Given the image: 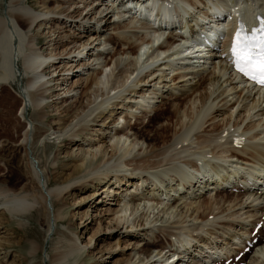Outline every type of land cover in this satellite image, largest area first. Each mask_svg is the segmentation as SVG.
<instances>
[{
    "label": "bare ground",
    "instance_id": "1",
    "mask_svg": "<svg viewBox=\"0 0 264 264\" xmlns=\"http://www.w3.org/2000/svg\"><path fill=\"white\" fill-rule=\"evenodd\" d=\"M149 1L154 2L155 8L152 10L151 9L149 10V8L147 7L148 4L144 3L143 0L130 1L128 6L130 5L131 8L139 12L149 11L151 13H154L157 3L160 1L162 2L163 0H149ZM239 1L240 0H171L169 3H174V5L173 4L172 5L174 7L173 9H175V11L177 12L176 15L177 17H179V15L181 14V13L178 14L176 8L180 3V5H183L184 8L185 6L189 7L190 10L185 9L186 13H188V15H190V17L192 18L193 22H195V24L200 27L196 32L192 34V38H189L187 42L185 39L183 40V37L180 36V34H178L177 31L174 30L170 33L169 38L163 41V43H161L158 46L153 44V41L155 39L161 38L162 35L161 36L158 35L159 37H157L156 36L157 33H155L154 31L150 33L143 32L142 28L144 24L140 23L142 27H139L137 25L139 20L135 16L131 15L130 12L131 10L130 9L125 10L123 8L124 6L121 5V2H117V0H94V2L91 3L90 5H83V7L76 6L74 10H68V9L66 10L62 6H58V7H62V9H60V14L65 13V18H67L66 21H70L69 23L70 26L72 24L75 25V23H77L78 26H84L86 23H93L95 26L94 31L96 32V34L97 33L98 35L100 34L98 39L97 38L94 40L91 39L92 42L90 43L87 42L88 40L86 42H81L80 47H84V49L78 51V54L79 53L84 54L87 44L92 45L94 41L96 40L100 41L95 45L98 46L95 54L91 52V49L88 50L90 51V53L89 52L87 53L88 56L90 54V57H88L89 58L88 61L89 60L92 61L91 57H94V60H97L95 64H93V62L90 64L88 63L89 65L87 64V68L92 69L93 73L84 82L79 95L74 94L69 98H64V96H68L70 92V89H66L64 90V93L67 92V95L64 94L63 99L61 100V104H64L67 103L68 101H71V99H74L71 101V104L76 109L75 114H73L75 118H79L80 116L82 115L84 116L85 114V109L87 108V106H85V104L83 103L84 99L87 100L88 108L90 107L92 108V106L95 104V107L93 108L94 110L91 112L92 114H90L89 118L87 119L90 121V122L88 121L89 123H91L92 121L93 124L88 125L89 128H84V129L81 128L80 130L79 129L76 130L73 133V135L70 134L71 137H69L68 140H63L61 143L75 144L78 140L77 137H80L82 135L85 136L90 135L91 137V133H90L91 130L96 131L98 133L102 132L104 128H108L109 130V127H111L113 124L116 123L115 120L118 119L117 116L119 115L121 116V114H124L125 112H126L125 115H127L126 117H128L130 120L133 119L135 120L134 124L132 123L129 124L130 130L133 131L130 136H128V134L126 133L125 128H121V127L119 128L116 126L112 128L115 136L117 135L118 142L111 144V146H108L107 144L104 146L102 145L101 148L102 155L99 152L101 157L100 160L103 162L106 158H108L107 162H109V166L106 169H103V172L101 171H102V167L104 168L105 164L96 163V165L95 164L92 166L89 165L88 170H84L86 167H85V163H83V165L74 168L73 173H71L68 176V178H65V180L71 179V177H73L74 175H80L85 177L87 174L91 176L89 177L90 178L89 180L80 181L79 182L80 184H73V185L71 184L72 185L70 189L71 191H68L67 188L65 190H61L60 189L61 187L55 189V191L54 189L48 191L49 195H51L52 193L54 194L53 196L55 198V205L58 208V210L60 208L59 207L60 203L65 202L66 195L70 194V192L72 191H75V189H80L85 185L95 186L96 189L94 194L99 193V191H102L101 193H104L105 190H107L108 195L113 194V197H117L114 199V201H116L115 202L116 205L118 203V206L122 204L121 198H124L125 196H130L131 197V199H129L130 202H132V204L135 205V202L139 200V198L135 196V192L139 190L138 186H140L139 184L140 181H146L150 179L151 182L159 183L160 184L159 186L162 187L164 186L163 182L165 181L168 182L166 183V185L170 184L172 187V183L170 182L171 181L174 182V179L168 177L167 176L168 174H170L169 176H171V174H174L175 176L179 177L181 186H178L180 188H176L177 187L176 186L174 189H170V188L169 190L165 189L166 191H164V193L160 194L159 197L154 198L156 202L155 207L157 209H159L160 206H163L165 204L164 203L165 198H163L164 195L168 197L169 200H172V198L174 200V201L172 200L173 202L169 204L170 205L168 207L169 209L171 206L181 207V204L183 203L179 204L178 200H175V198L177 199V197L176 195H174V193L176 192L175 194H181L182 192H186V189L189 190V187L195 188L196 187L195 183L200 177L199 175L202 174L204 179L206 178V183H208L205 186H208V188L211 191L215 189L214 192H212V195L214 194V196L212 197L211 200L216 201L217 204H219L221 200L224 203L226 202L232 203L234 201H237L238 199L240 200L245 199L244 203L240 204L241 205L239 209L240 211H243L246 208H255L256 212H259L260 210L262 212L264 210V191H259L258 189L256 190L252 189L254 185L251 182H247V181H251L252 177L258 178L260 175H264V144L255 145L256 150L252 154L250 150L251 147L255 144V141L258 140L260 141L262 138H264V129H263L264 127L263 128L259 127L262 126L260 124H262L264 120L263 119L264 110L261 109L262 112L259 113L258 111L255 113L256 114L255 116H261V118L258 119L257 123L251 122L253 116L249 117L250 116L249 113L251 110L256 109L262 105L252 104L251 106H248L249 104H245L242 106V108L239 111L234 112V108L239 105V101L238 99H235V96L230 94L232 88H227L226 86H224L222 91H220V93H218V95L216 96L218 100L220 99L219 103L216 106L213 103L207 104L208 99H210L211 97V95L207 93L206 90L207 85L212 84L214 82L215 83L219 82L224 76L220 74L216 75L215 73L211 74L210 77L204 76L203 74L205 69L203 64H201V62L209 63L207 60H209L210 62L213 61L210 59H212V57L214 56V53L211 52V50L207 47V45L200 46V44H203L202 41H205L207 37H209L205 35V38L199 39L203 37V33H205L204 31H206L205 30L206 19L210 20V22H213V27L210 26V28L214 30L213 35L215 37L225 34L227 37H230L237 27L238 16L243 17L247 25L254 22L256 15L259 13H261V15L264 18L263 10H259L260 11V12L258 11L259 13L253 12L252 15L251 13L253 9L250 7V12H248L247 7L242 8L241 5H238ZM58 2H60V0H48L47 2H44L43 0H38V1L9 0L10 18L14 21L13 23L16 24L15 26H17L21 30H26L24 31L26 33L27 30H31V27L34 24L35 26L38 27V25L40 26V23L42 22L36 15L32 13V10L36 11V9L38 10L44 9L47 10L48 12L49 9H52L50 8V6ZM191 10L194 12H190ZM55 11L56 9H54V12ZM50 13H52L51 10ZM45 18L43 23L46 22L48 24H51V26L49 27L48 34L50 33L51 35V32H55L56 29H59V31L57 32V36L58 35L60 36V34H62L63 28H59V26L62 24L59 21V19L57 18L55 19L51 17L52 19L49 18L47 20ZM43 23H41V25ZM15 26L10 27L9 23L5 21L4 18L0 17V72H1L0 90L2 92L0 96V121L1 124L3 123L1 127H3L4 129V130L2 129V132H0V140L5 139L4 141L2 140V142L5 144L0 146V153L6 151L7 149L6 147H8L10 142L15 139L10 131L5 132L6 131L5 126L8 125L9 123H12L14 125L13 129L19 130L22 127L21 124L16 125V123L13 122L14 121L13 118L10 117L15 111L16 104L14 101H12L13 97L10 95V93H8L7 89L4 87L6 86V84L9 83L8 81L9 77H11L15 73V69L13 68V66H11L12 64H10L9 62L11 58L12 60L15 58V55L13 54V52H15V49H13V45H15L14 39L16 37L14 38V34L19 32L18 31L19 29L17 30V27ZM188 26L190 27L189 24ZM188 26L186 23L183 29ZM211 38H213V36H211ZM79 39L82 40L81 37ZM19 40H22L21 44L24 43L25 45V38L23 39L22 37H20ZM55 40L56 39H49V42H53ZM197 40H201V42L199 43ZM38 42L40 43V40H38ZM191 42L193 44V47L189 48L187 44ZM110 43H117L118 45L123 46V48L120 51H118L115 54H112V56L115 55L124 56L125 54L135 55V58L130 60V62H132L133 67H130L125 70H121V69L118 70V73H120L119 75L122 76V80L120 81L119 79H117L116 81H113L114 84H112L108 92H106L105 90L101 91L102 89L98 90L96 92L95 97L93 98L91 93H89L90 87L92 84H101L103 82L102 79L103 70L107 68V66L110 64V62H108L107 59L108 57L106 58L105 56L107 54L106 51L107 49L105 47ZM214 43H215V39L213 42V45L215 46ZM56 44H58V42H56ZM62 44L63 43H61V46ZM225 44L226 42H224L223 44H221V46L216 48L218 49L217 52H219V54H217V58H219L220 56H223L224 58V60H221L223 63H225V66H223L222 69L227 70V67H229L231 72L235 74V78L241 79L239 80V83H242L243 85L245 84V88H247L249 94L248 97L252 96L253 92H255L253 97L256 94L259 95L258 98L259 101L257 100L259 103L261 99L260 96L262 95L264 97V89L257 87L252 81L249 82L245 80V78L240 73H238L237 70L233 68V66H231V61H230L231 53L223 51V47ZM149 45L151 46L149 47ZM4 46H8L7 48L8 52H6L5 54L3 49ZM31 47L32 46H29V41H28L27 44L25 45L26 53L24 55V58L21 59L22 61H20V63L18 59L16 66L18 68L19 64H21L23 66L22 68H24L25 71L31 73L24 80V83L26 84L27 88H29V91H31V95L30 94L29 95L31 96V102L34 108L33 110L34 117L37 118V120L38 119L42 120L45 117L46 110L52 107L56 108V111L58 112L59 115L68 112L67 107H66L67 108L66 111H60L61 110L60 105L57 103L59 101V94L57 93H55L57 98L54 105H50L49 102L46 103L47 100L48 101L53 100V96L55 95V94H48V92L51 91L54 86L50 88L47 85L56 81V79L53 80L52 78L57 68L56 69L54 68L53 70L54 64L52 63V65L48 64L47 67L43 68L40 71L44 63L41 62L40 57L37 55V53H35L32 50L33 48ZM80 47L79 48L73 47L74 50L70 48L69 53H74L76 49H80ZM141 49L143 51L139 54V51ZM198 50L201 51L196 52ZM188 52H190V54L194 53L195 54L194 57L189 58L188 56H186ZM201 55H204V57H201ZM142 60L143 61L145 60L144 63L147 64L145 65H146V70L148 71L147 72L146 70L140 71V73H138L137 76L134 78V82L132 81L131 83L132 85H129L128 88L126 89L124 88V90H121L124 91V93L126 94H124V96L122 94L121 96L116 97L119 98L120 101H117L118 99L117 100L113 99L115 100L113 101L112 98L109 97V93L115 90H116L115 92H117L118 88L124 87L127 83H129L128 80L131 77H133L135 73H137L139 69L138 64ZM96 64L100 65V68L98 67L99 69L94 68ZM115 64H116V68L120 67L119 63H115ZM153 66H155V68H152ZM157 67H159L160 69H157ZM143 72L146 73L143 74ZM50 74L51 75L53 74L52 77L50 79L44 80V77ZM196 78L199 79V83L195 85L194 80H196ZM235 78H233V80ZM152 83H153V87L154 85H157L158 87L155 86L154 88L157 89L151 92L153 95L151 97H148V99L144 100V103H147V105L144 103H140L139 101L134 99L131 100L134 94L143 93L144 91L148 92V88L147 89L145 88L147 86H151ZM162 83L164 84L162 86L160 85L161 87H159V84ZM38 86L45 88H42L40 92L38 90L35 91L34 89H36V87ZM181 86H183L184 88L183 91H180L179 89ZM220 87L221 88L223 87L222 83ZM201 89L204 90V92L201 91ZM176 90L178 91V93H175L177 92ZM169 93H170V97L167 98L166 96L169 95ZM230 96L231 98L229 99ZM166 98L168 99L169 103L166 102L156 108L155 104H157L158 102H163V100ZM234 99L235 101H233ZM103 102L106 103L109 102L113 106L111 107L112 109L109 111V113L105 112L106 106L104 107L105 109L101 108V110L98 111L96 110L97 107L101 106V103L104 104ZM262 102H264V100ZM42 104H44V106H42ZM169 107L172 108L171 111H169L170 109ZM109 108L110 107H108L107 109ZM243 108L245 110L241 111ZM138 111H140L141 113L138 114L139 113ZM146 118H148L147 121L144 120ZM247 118H250V123L244 125L245 120H247ZM124 122H127V120ZM242 123L244 125L243 127L241 125ZM138 125H142L141 130L137 128ZM151 125H155L156 127L155 130L150 131L149 134L144 133L145 131H147L146 127L148 126L150 127ZM228 125H231L232 129L226 132L225 136L227 137L229 135H230L229 137L232 136L233 139L232 143L226 142L225 143L226 146L225 144L221 145L218 143L215 145L214 139L212 137L217 136L216 132H218L219 135L224 133L225 128ZM95 126L98 127L100 126L98 131L97 129L96 130L93 129V127ZM258 128L263 130L257 131ZM125 136H127V139L128 137H130V149L128 151L129 154L121 158L118 162H115L114 164L110 165L111 162L108 160L116 158L118 156V151L121 150L124 145H126V143L122 140ZM97 137H99V140L101 139L99 141L100 143L102 144L106 143L105 141H103V138H100V135H98ZM247 137L248 139L251 140L249 143H246ZM220 140H221L220 142L224 143V139H220ZM160 142L164 144L162 148L157 147ZM145 150H146V154L143 155L145 153L144 152ZM194 150L195 152H200L199 154L200 156L202 155V158L198 159V158L190 157L192 154L195 153L193 152ZM131 151H133L134 153ZM187 152H191L189 153L190 155L182 154ZM89 153L92 154V157L94 159L95 158L97 159V156L99 155L97 151L96 152L88 151V153H85L84 155L87 154L88 156ZM217 153H219V156L214 157V155ZM195 155L197 156V153ZM209 155H212L215 159L225 163L226 162L232 163L233 159H236L237 160V161L235 160L236 162L245 161V165L249 164L251 170L252 169L253 170L250 171L251 173L248 172V174L250 175H247V173L243 172V170L241 169H235V174H231L230 172H228L229 174L220 173V176L215 177L217 174L216 175L214 174L215 176L214 175L212 176L211 174H208L205 170L206 167L207 166L209 167V165L213 162L212 160L209 159L210 158L208 157ZM15 160H16V154L13 155L12 160L7 159L5 161L4 168L7 167L9 171L7 173L0 174V183H3L5 185H12L13 187H16L17 183L21 181V176L16 171H12L13 169L11 170V168H14L13 166ZM185 166H188L190 168L186 169ZM36 175L38 174L36 173ZM219 177H222L224 180L230 178V180L228 181L229 183H231L230 182L231 179L235 178L234 180L236 182L231 184H232V189L236 193L235 194L229 193L227 195L222 196L221 195L222 192H220V190L216 191V189L219 188L218 186L223 185L219 181ZM68 182H70V180ZM245 184L246 186H244ZM251 185H253V187ZM156 186L157 184H155V187ZM69 187L70 185H68V189ZM103 187H105L104 190H102ZM34 188L35 187L33 186L31 187V189ZM117 188H119V190L121 189V191L117 190ZM131 188H133L132 191L130 190ZM261 190H264V188ZM172 191L175 192L172 193ZM26 192H27L26 189L21 191L9 192L8 190H4V188L0 187V196L3 195L6 198L5 209L7 208L8 212L12 213L11 215L21 216L29 212V209L33 205L32 203L33 201L32 202L29 201L28 196L25 194ZM128 192L130 193L128 194ZM48 194L41 191L39 193V199H38V203L42 204L40 209L41 211L44 212L42 220L43 221L46 220V222H48L49 219L48 214L45 210L46 209L45 203L49 196ZM120 195L122 196L121 198H119ZM185 205L188 206L187 209L192 210L191 215H193V219L196 221L200 220L201 222L206 221L205 219L208 217V215H213V216L217 215L214 214V211H216L219 208H222V207L214 208L211 204L203 205L199 202L198 203L190 202L189 204H185ZM201 207H204V209L202 208L203 211H201ZM168 208L166 210H168ZM183 208L184 207H182V210ZM164 209L165 208L163 207L160 211ZM123 210L124 209H120L117 212H122ZM166 210L164 211L166 212ZM41 211H39L40 215H41ZM58 214L61 213L59 212ZM165 214H167V212ZM236 215L237 213L235 214L232 213V215L230 216L234 219ZM120 216L115 221L117 223L116 226L113 227L119 228L120 226L119 224H121V220H122ZM163 217L164 216H161L160 219H162ZM83 218L84 216L82 217V220ZM238 218L241 217L239 216ZM57 219H59V215L57 216ZM233 219L232 221L222 220L220 222H217L216 223L217 225L223 227L221 228L223 230V234L218 235L217 232L218 228L213 227L212 229L207 230L209 236H206L207 233L206 234H202L203 232L200 233V231L202 230L201 228L204 227L203 225L197 227L195 226L188 229L186 228L187 230L186 231L184 226L183 227L179 226L180 223H183L185 221L173 222L174 226L170 227L171 229H175L177 231L179 229H183L184 231L182 230V232H185L186 234L179 233L177 236H174L175 234L173 233L172 235L165 236V238L167 237V240L169 241L168 242L169 246L172 247V249L170 248L167 252H164V250L163 251L160 250L159 252H157L158 255L164 253L163 256L160 255L159 257L161 258L165 257V259L163 258V261L160 262L159 264H170L172 259L173 260L171 264H174L175 258H179L177 259L176 262V264H179L181 258V256L179 257V254L182 253L180 251L181 246L187 248V246L191 247L193 244L195 247L199 248V251H197L199 255H203V251L209 249L210 252L206 251V253H208L212 258L213 255L219 256L220 258H225V257L229 258L231 256L235 257L238 254L237 252L243 251L242 250L243 248H245L246 246H250L252 244V252H254L255 255L252 256L249 260L253 261L256 264H264L260 260V258L262 257L260 255L264 254V235L260 232L259 235L253 237L251 234V232L258 223H263L264 226V216H258V215L254 217L252 216V220L250 221H246L244 218L243 219L241 218L242 220H245L246 223L248 222V224H245L244 221L243 223L242 221H238L239 225L243 224V226L244 225L250 226L249 228L250 232H240V231L228 232L225 227H230L231 229L232 223H234ZM60 221L63 223H66L68 221V224L70 225L71 218L68 219L67 221L60 219ZM111 227L108 226V229H110ZM68 229L72 232L73 237H76V239L77 237H79L78 230H73V228L71 227H68ZM121 229H119V231ZM226 233L228 234V236L230 235L229 239H226L225 237L223 238V235L224 234L226 235ZM137 234L145 237L144 240H148L152 238L153 230L152 228H143L141 231L136 232L135 236H137ZM212 235H215L216 237H212ZM250 235L252 237H250ZM255 237H258V243L253 244V239ZM69 238L70 237L67 236L66 242L68 241ZM219 239H221V241ZM66 242L63 246L64 248L63 251H58L55 252V254H53L52 257L53 260L51 264H75L76 261L81 258L83 247L82 248L78 247L77 244L71 241L67 243ZM35 245L39 246L37 243H35ZM152 245L153 244L149 242L145 243L144 244L145 248L139 247L135 254L131 255L130 253L127 255L128 258L126 257V258L118 259L119 264H123V263L131 264L133 258L137 254L138 255L143 254L146 256V258L151 257L154 252V250L150 248ZM128 246L127 248L126 246L122 248L121 251L122 255H125L123 251L125 249L128 250ZM116 247L120 248L121 247L120 243H118ZM116 247H112V248L117 249ZM112 248L110 249V251H114L112 250ZM3 249L6 251L8 250V248L6 247H3ZM238 249L239 251H237ZM35 250H37V248L34 246L32 250L29 252V255L34 256ZM211 251H213V253ZM103 252L104 250H99L97 254L100 255V257H102ZM168 253H171V255H169ZM196 256H192V257L194 258ZM192 257H189V259ZM193 258L191 261L194 263ZM25 260L27 261V259ZM137 263H132V264H137ZM28 264H38V263L37 262L31 263L28 260ZM151 264H157V263H151ZM194 264H198V263H194Z\"/></svg>",
    "mask_w": 264,
    "mask_h": 264
},
{
    "label": "rangeland",
    "instance_id": "2",
    "mask_svg": "<svg viewBox=\"0 0 264 264\" xmlns=\"http://www.w3.org/2000/svg\"><path fill=\"white\" fill-rule=\"evenodd\" d=\"M33 1H36V0H33ZM43 1L47 2L48 0H43ZM93 2L94 0H62V1L60 0V2L56 4L54 3L53 5H51L50 8L52 9H49L48 12L47 10H44V9H40V10L36 9V11L32 10V13L36 15L40 19V21H42L41 23H43L44 18L46 17L45 19H47L48 16H49L48 19L49 18L52 19L51 17L55 19L56 18L59 19V21L62 23L59 26V28H63V29H62V34H60V36L59 35L57 36V32L59 31V29H56L55 32H51V35L50 33L48 34L49 27L51 26V24H48L46 22H44L42 25L40 23V26L38 25V27L35 26L34 24L31 27V30H27V32L25 33L24 31L26 30H21L20 28L15 26L16 24L13 23L14 21L10 18L9 0L0 1V17L4 18L5 21L9 23L10 27L15 26L17 27V30L19 29L18 30L19 32L14 34V38L16 37L14 39L15 45H13V49H15V52H13V54L15 55V58L13 60L11 58L10 59L11 61L9 60L10 64H12L11 66H13V68L15 69V73L11 77H9V80H8L9 83L6 84V86L4 87L7 89L8 93H10V95L13 97L12 101H14L16 104L15 111L10 117L13 118L14 120L13 122L16 123V125L21 124L22 126L19 130L13 129L14 125L12 123H9L8 125L5 126L6 127L5 132L10 131L15 139L10 142L8 147H6L7 148L6 151L0 153L2 154L0 155V167H1L0 174L7 173L9 171L7 167L4 168L5 161L7 159L12 160L13 155L16 154V160L13 166L14 168H11V170L13 169L12 171H16L21 176V181L17 183L16 187H13L12 185H5L3 183H0V187L4 188V190H8L9 192L21 191V190L26 189L27 192L25 194L28 196L29 201L30 202L33 201L32 202L33 205L29 209V212L27 214L16 216V215H11L12 213H9L7 208L5 209L6 198L3 195L0 196V263L1 264H28V260H29L31 263L37 262L38 264H51L53 260L52 258L53 254H55V252H58V251H63L64 249L63 246L68 236L70 238L68 239L67 242L71 241L77 244L78 247H81V248L83 247L81 258L78 259L75 264H119L118 259H122L126 257L128 258L127 255L130 253L131 255L135 254L139 247L145 248L144 244L147 242L153 244L150 247L152 250H154L152 254L153 257L151 256L152 258L151 257L146 258V256L143 254H140V255L137 254L133 258L132 263L138 262L137 264H151V263L159 264L160 262L163 261V258L165 259V257L163 258L159 257L160 255L163 256L164 253L158 255L157 252H159L160 250L162 251L164 250V252H167L170 248L172 249V247L169 246V243H168L169 241L167 240V237L165 238V236L172 235L173 233L175 234L174 236H177L179 233L180 234L185 233V232H182L183 229H179L178 231L175 229H171L170 227L174 226L173 222L185 221L179 224L180 227L184 226L185 230L186 228L188 229V228H192L195 226L197 227V226L203 225L204 227L202 226L203 228H201L202 230L200 231V233L202 232H203L202 234L207 233L206 236H209V233L207 231L208 229L217 227L218 235H222L223 230L221 228L223 227L217 225L216 223L222 220L232 221L233 218L230 216L232 215V213L233 214L237 213L236 215L237 218L235 217L236 219L235 218L233 219L234 223H232L231 229L230 227H225L226 230L228 232L230 231L231 232H237V231L250 232V229H249L250 226H245V225L243 226V224L239 225L238 221H242V223L244 221L245 224H248V222L246 223V221L252 220V216L253 217L256 215L264 216V210L262 212L261 210L259 212H256L255 208H246L243 211H240L239 210L241 206L240 204H243L245 199H242V200L238 199L237 201H234L232 203H228V202L224 203L221 200L220 203L217 204L216 201L211 200L212 197L214 196V194L212 195V192H214V189L211 191L208 188V186H205L208 183H206V178L204 179L203 176H200L197 182L195 183V186L197 188L189 187V190L186 189V192H182L181 194H175L176 192L172 191V193L175 192L174 195H176L177 197V199L175 198V200H178L179 204L183 203L181 204V207L171 206L169 209L168 208L170 206L169 204H171L174 200L173 198H172L173 201L169 200L168 197H166L165 195L163 196V198H165V202H164L165 204L163 206H160L159 209L155 207L156 202L154 198L159 197L160 194L164 193V191L166 190H169V188L174 189L176 186H177L176 188H180L178 186H181L179 177L175 176L174 174H171V176H169L170 174H168L167 175L168 177H171L172 179H174V182L173 181L170 182L172 183V187L170 184L166 185V183L168 182H165V181L163 182L164 183L163 187L159 186L160 185L159 183L151 182L150 179L146 181H140L139 183L140 186H138L139 190L135 192V196H137L139 200L135 202V205L132 204V202H130L129 200L131 199L130 196H125L124 198H121L122 196L120 195L119 198L122 199V204L118 206V203L116 205L115 204L116 201H114V199L117 197H113V194L108 195L107 190H105L104 193H101L102 191H99V193L94 194L96 187L92 185L90 186L85 185L81 187L80 189H75V191H72L70 192V194L66 195L65 202L60 203V206H59L60 208L58 210V208L55 205V198L53 196L54 194L52 193L51 195H49L48 191H50L51 189H54L55 191V189L60 188V187H61L60 188L61 190H65L67 188L68 191H71L70 189L73 184H80L79 183L80 181L89 180L90 179L89 177L91 176L88 175L87 173L85 174H87L86 176L88 177L74 175L73 177H71V179H69L70 182H68L69 180H65V178H68V176L71 173H73L74 168L83 165V163H85V167H86V168L84 167L85 168L84 170H88L89 165L90 166L94 164L96 165V163L105 164L104 168L102 167L101 172H103V169H106L109 166V162H107L108 158L104 160L105 162L104 161L102 162L100 160L101 159L100 153L102 155V152H101L102 145L104 146L107 144L108 146H111V144L118 142L117 135L115 136L112 128H114L115 126L119 128L120 127L125 128L126 133L128 134V136H130L133 131L130 130L129 124L135 123L134 119L130 120L128 117H126L127 115H125L126 114L125 112L124 114H121L122 117L120 115H119L120 117L117 116L119 120L118 119L115 120L116 123L113 124L111 127H109V130L108 128H104L103 131L100 133L91 130L90 131L91 137L90 135H86V136L82 135L80 137H77L78 140L75 144L61 143L63 140H68L69 137H71V135H73V133L76 130L78 129L80 130L81 128L83 129L89 128L88 125L93 124L92 121L91 123H89L90 121L87 119L89 118L90 114H92L91 112L94 110L93 108L95 107V104L92 106V108L91 107L88 108L87 100L84 99L83 103L85 104V106H87V108L85 109V114L84 116L82 115L79 118H75L73 114H75L76 109L71 104V101L74 99H71V101H68L67 103H64V104H61V100L63 99L64 94L67 95V92L64 93V90L66 89H70V92H69V95L64 96V98H69L74 94L79 95L84 82L93 73L92 69L87 68V64L88 63L90 64L92 62L93 64H95L97 60H94V57H91L92 61L91 60L88 61L89 59L88 57H90V54L88 56L87 53L88 52L90 53V51L88 50L91 49V52L95 54L96 49L98 48V46H95V45L96 43H99L100 41L96 40L94 41L92 45L87 44L84 54H80V53L78 54V51L84 49V47H80L81 42H86L88 40L87 42L90 43L92 42L91 39L93 40L96 38L98 39L100 34L98 35V33L96 34V32L94 31L95 26L93 23H86L84 26H78L77 23H75V25L72 24L70 26L69 24L70 21H66L67 18H65V13L60 14V9H62L63 7L66 10L67 9L74 10L76 6L83 7V5H90ZM172 4L174 5V3H171L170 5ZM173 5L171 6L172 8H174ZM238 5H241L242 8L247 7L248 12H250V7L256 11H259V10L264 11V0H240L238 2ZM58 6H62V7H58ZM176 8L177 9L181 8L183 10L181 14L179 15L180 18L179 17L177 18L179 21H182L184 23L182 27H184L186 23H187V26L188 24L190 25V27L189 26L186 27L187 29L184 28V30L187 33L192 27H194L195 29H199L200 26H197L195 22H193L190 15L186 13L185 9L190 10L189 7L185 6L184 8V6L180 5L179 3ZM54 9H56L55 12H54ZM50 10L52 13H50ZM175 12H176L175 9H173L174 17H176L177 15V12L176 13ZM190 12H194V11L191 10ZM88 26H89V29H88ZM206 27L208 28L209 25H206ZM205 30L208 31L209 29L207 30L205 28ZM165 33L166 32L159 31L156 36L159 37L158 35L160 36L162 35V37L159 39H155L153 41V44L158 43L159 40L163 38ZM18 35L19 36L22 35L20 37H22L23 39L25 38V45L29 41V46H32L31 47L33 48L32 50L35 53H37V55L41 59V62L44 63L40 71L43 68L47 67L48 64L52 65V63L54 64L53 70L54 68L55 69L57 68L54 75L52 74L53 75L52 79L53 80L56 79V81L47 85L50 88L54 86L53 89L48 92V94H55V93L59 94V101L57 103L60 105V109H61L60 111H66L68 108V112L59 115L58 112L56 111V108L52 107L46 110L45 117L42 120L40 119L37 120V118L34 117L33 115L34 108L32 106L31 96H30L31 91H29V88H27L26 84L24 83V80L31 73L25 71L24 68H22L23 66L21 64H19L18 68L16 66L17 60L19 59V63H20V61H22L21 59L24 58V55L26 53L25 45L24 43H22L23 45L21 44L22 40H19L20 37ZM80 37L82 40L79 39ZM49 39H56V40L53 42H49ZM38 40H40V43L38 42ZM56 42H58V44H56ZM61 43H63L62 46H61ZM150 46L151 45H149V47ZM73 47L74 48L80 47V49H76L74 53H69L70 48L74 50ZM93 47H94V50H93ZM7 48L8 46L3 47L4 54L8 52ZM105 48L107 49L106 50L107 54L105 56L106 58L108 57L107 59H108V62H110V64L108 65L109 67L107 66V68L103 70V75H102L103 82L101 84L91 85L89 93H91L93 98L95 97L96 92L98 90L102 89L101 91L105 90L106 92H108L112 84H114L113 81H116L117 79H119L120 81L122 80V76L119 75L120 73H118V70L120 69L125 70L130 67H133L132 62H130V60L135 58L134 54H130V55L125 54L124 56L120 55L121 57L119 55L112 56V54H115L118 51H120L123 48V46H120L117 43H110ZM215 58L210 59V60H213L211 62L207 60L209 63L201 62V64H203L204 69H205L204 74H203L204 76L210 77V75L213 73H215L216 75L220 74L224 76L220 80L221 82L220 81L216 83L214 82L212 84L207 85L206 87L207 93L211 95L210 99H208L207 101V104L213 103L216 106L220 100V99L218 100L216 96L218 95V93H220V91H222L224 86H226L227 88H232V90L230 91V94L235 96V99H238L239 101V105L234 108V112L239 111L242 108V106L245 104H249L248 106H251L252 104L262 105L256 109L251 110L249 113L250 114L249 117L253 116L251 122L257 123L258 119H260L261 116H255L256 115L255 113L258 111L260 113L262 112V110H264V102H262L264 100V97L262 95L260 96L261 99L259 103H258L259 95L256 94L253 97L255 92H253L252 96L248 97L249 94H248L247 88H245V84L243 85L242 83H239V80L241 79L235 78V74L231 72L229 67H227V70L222 69L223 66H225V63H223L221 60H224V58L222 56H220L217 59ZM144 61L142 60L138 64V68L140 69V70L138 69L139 72L137 71V73H135L133 77H131L128 80L129 83H127L128 85L127 84L125 85L126 87L125 86L121 87L123 89L118 88L117 92H115L116 91L115 90L109 93V97L112 98V100L118 99L117 101H120V99L116 97L121 96L122 94L124 96V94H126L124 93V91H121V90H124V88L126 89L129 87V85H132L131 83L132 81L134 82V78L137 76V74L140 73V71L146 70L147 64L144 63ZM115 63H119L120 67L116 68ZM96 66H94L95 69L98 67L100 68V65L96 64ZM152 68H155V66H153ZM157 69H160V68L157 67ZM147 71L148 70H146V72ZM146 72H143V74H145ZM52 75L51 74L46 75L44 77V80L50 79ZM233 78L235 79L233 80ZM197 83H199L198 78L194 80V84L196 85ZM221 83L223 84L222 88L220 87ZM163 84L164 83L159 84V87H161ZM155 86L158 87L157 85H154V87ZM154 87L152 83L151 86H147L145 88V89L148 88V92L144 91L143 93L134 94L135 97L132 96L131 100L134 99V100L139 101L140 103H144L145 99H148V97H151L153 95L151 92L157 89ZM42 88H45V87L38 86L34 90L35 91L38 90L40 92ZM179 89L180 91H183L184 88L183 86H181ZM201 91L204 92V90L202 89ZM175 93H178V91ZM1 94L2 92L0 90V96ZM166 97L169 98L170 93ZM56 98L57 97L55 94L53 96V100L51 101L47 100L46 103L49 102L50 105H54V103L56 102ZM167 98L164 99L163 102H158L157 104H155L156 108L166 102L169 103ZM230 98L231 96L229 97V99ZM235 99L233 101H235ZM103 103L104 104L101 103V106H99L100 108L97 107L96 110L97 111L101 110V108L105 109L104 107L106 106L105 112L109 113V111L112 109L111 107L113 106L109 102L107 103L103 102ZM144 104L147 105V103H144ZM42 106H44V104H42ZM108 107L110 108L107 109ZM171 109L172 108H170L169 111H171ZM243 110L245 109L243 108L241 111ZM138 112H139L138 114L141 113L140 111ZM147 119L148 118L144 120L147 121ZM263 119H264V114H263ZM126 120L127 122H124ZM248 123H250V118H247V120H245L244 125H247ZM2 124L0 121V132H2V129H3V127H1ZM241 125L242 127L244 126L243 123ZM260 125L262 126H259V127L261 128L264 127V120H263V123ZM141 126L142 125H138L137 128L141 130L142 129ZM99 128L100 126L93 127V129L95 130L97 129V131L99 130ZM155 128H156L155 125H151L150 127L149 126L146 127L147 131L145 132L143 131V132L146 134H149V132L152 130H155ZM231 129H232V126L228 125L225 128L224 133H222L221 135H219V133L216 132L217 136L212 137L214 139V144L216 145L218 143V144L224 145L226 142L232 143V140H233L232 136L231 137H229L230 135L228 137L225 136V133L230 131ZM263 129L258 128L257 131H262ZM98 135H100V138H103V141L106 142L105 144L104 143L102 144L99 142L101 139L99 140V137H97ZM220 139H224V143L220 142L221 141ZM2 140L4 141L5 139H2ZM2 140H0V146L5 144L2 142ZM122 140L126 143V145H124L122 149L118 151V156L116 158L108 160L111 162L110 165L114 164L115 162H118L121 158L129 154L128 151L130 149V137H128L127 139V136H125ZM246 141H247L246 143H249L251 140L248 139L247 137ZM262 144H264V138H262L260 141L259 140L255 141V144L250 149L251 154L254 153V151L256 150L255 145H262ZM163 145L164 144L160 142L157 147L162 148ZM88 151L89 152L97 151V153L99 154L97 156V159L96 158L94 159L92 157V154L90 153L88 154V156L87 154L84 155L85 153H88ZM144 152L145 153L143 155L146 154V150ZM193 152H195V150ZM189 153L191 152L182 153V154L188 155ZM196 153H197V156L195 155ZM199 153L200 152H195L190 157L200 159L202 158V155L200 156ZM218 156H219V153L214 155V157H218ZM208 157H210L209 159L212 160L213 162L209 165V167L207 166L208 168L206 167L205 170L208 174H211L212 176L214 174L215 175L217 174L216 176L214 175L215 177L220 176V173L229 174L228 172H230L231 174H235V169H241L243 170V172L247 173V175H250L248 174V172L251 173L250 171L253 170V169L251 170L249 164L245 165V161L236 162L237 160L233 159L232 163L231 162L225 163V162H221L215 159L212 155H209ZM36 173L38 175H36ZM254 178L256 177H252L251 179H254ZM155 184H157L156 187H155ZM68 185H70L69 189H68ZM32 186L35 188L31 189ZM104 188L105 187H103L102 190H104ZM117 190H119V188H117ZM130 190L132 191L133 188H131ZM41 191L49 195L45 203V207H46L45 210L49 218L48 222H46V220L44 221L42 220L44 212L41 211L40 209L42 204L38 203L39 193ZM119 191H121V189ZM220 192H222L221 194L222 196L227 195L229 193L230 194L236 193L232 189V187L230 188L225 187L221 189ZM129 193L130 192H128V194ZM123 199H126V200H123ZM190 202H195V203L199 202L203 205L211 204L214 208H217V207H222V208H219L216 211H214V214H217V215L215 216L208 215V217L205 219L206 221L201 222L200 220H197V221L194 220L193 215H191L192 210L187 209L188 206H186L185 204H189ZM163 207L165 208L164 210L168 208V210H166L167 214H165L166 212L164 210L160 211ZM182 207H184L183 210H182ZM202 208L204 209V207H201V211H203ZM120 209H124V210L122 212H117ZM223 210H224V213H223ZM39 211H41V215ZM59 212L61 214H58ZM58 215H59V219H57ZM83 216L84 218L82 220ZM119 216L122 218L121 224H119L120 226L118 225L119 228L113 227V226H116L117 223L115 221L119 218ZM161 216H164V217L160 219ZM239 216L242 219L244 218L246 221L242 220L241 218H238ZM70 218H71V221L69 225L67 220ZM60 219L65 220L67 222L63 223L60 221ZM108 226L109 227L112 226V227L108 229ZM259 226L261 228L258 230L256 234L257 228ZM68 227L73 228V230L79 231V237H77V239L76 237L72 236L73 234L68 229ZM143 228H152L153 230L152 238L148 240H144L145 237L140 236L139 234L135 236V233L141 231ZM119 229L121 230L119 231ZM255 230L251 232L253 237L256 235H259L260 232L264 235V226H262V224L257 225ZM252 236L250 235V237ZM212 237H216V236L212 235ZM224 237L226 239H229L230 235L228 236V234L226 233V235L225 234L223 235V238ZM219 240L221 241V239ZM35 243H37L39 246H36ZM118 243H120V246H121L120 248L116 247ZM255 243H258V237H255L253 239V244ZM34 246L37 248V250H35L34 256H31L29 255V252L32 250ZM125 246L126 248L128 246V250L125 249L123 251L125 255H122L121 251H122V248ZM3 247L8 248V250L7 251L4 250ZM112 247H116L117 249L112 248ZM251 247L252 246H246L245 248L242 249L243 251L237 252L238 255H241L242 253L245 254V256L241 258V260H236V257H237L236 256V257H231L228 261L222 262L220 258L218 259L214 257L212 258L210 257L209 254L199 255L197 252L199 251V248L195 246H191V247L187 246V248L186 247L184 248L181 246L180 251L182 253L179 254V257L181 256L179 264H194V263H198V264H256L253 261L249 260L252 256L255 255V253L252 252ZM111 248L114 251H110ZM99 250H104L102 257H100V255L97 254ZM237 251H239V249ZM168 254L171 255V253H168ZM188 256L189 257L196 256L194 258L192 257L194 259V263L191 261L192 258L189 259ZM260 256H262L260 260L264 263V254H261ZM25 259H27V261ZM177 259L179 258H175L174 264H176ZM212 259H215V260L211 263L210 261ZM172 260H171V263H172ZM126 264H129V263H126Z\"/></svg>",
    "mask_w": 264,
    "mask_h": 264
},
{
    "label": "snow or ice",
    "instance_id": "3",
    "mask_svg": "<svg viewBox=\"0 0 264 264\" xmlns=\"http://www.w3.org/2000/svg\"><path fill=\"white\" fill-rule=\"evenodd\" d=\"M231 55L241 73L264 85V21L259 28H253L251 34L240 25L233 38Z\"/></svg>",
    "mask_w": 264,
    "mask_h": 264
}]
</instances>
